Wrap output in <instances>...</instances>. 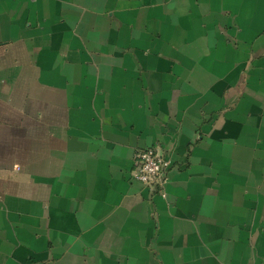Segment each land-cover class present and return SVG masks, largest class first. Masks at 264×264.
<instances>
[{"label":"crops","instance_id":"obj_1","mask_svg":"<svg viewBox=\"0 0 264 264\" xmlns=\"http://www.w3.org/2000/svg\"><path fill=\"white\" fill-rule=\"evenodd\" d=\"M0 264H264V0H0Z\"/></svg>","mask_w":264,"mask_h":264},{"label":"built area","instance_id":"obj_2","mask_svg":"<svg viewBox=\"0 0 264 264\" xmlns=\"http://www.w3.org/2000/svg\"><path fill=\"white\" fill-rule=\"evenodd\" d=\"M135 162L133 178L158 188L160 194L166 196V184L173 165L172 158L163 154L157 146H147L137 152Z\"/></svg>","mask_w":264,"mask_h":264}]
</instances>
